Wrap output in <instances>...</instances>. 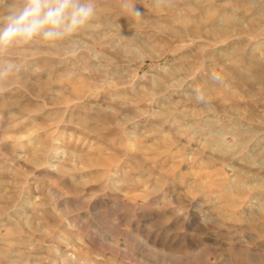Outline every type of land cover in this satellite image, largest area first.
I'll list each match as a JSON object with an SVG mask.
<instances>
[{
  "label": "rangeland",
  "instance_id": "rangeland-1",
  "mask_svg": "<svg viewBox=\"0 0 264 264\" xmlns=\"http://www.w3.org/2000/svg\"><path fill=\"white\" fill-rule=\"evenodd\" d=\"M94 3L0 56V264H264V0Z\"/></svg>",
  "mask_w": 264,
  "mask_h": 264
},
{
  "label": "clouds",
  "instance_id": "clouds-1",
  "mask_svg": "<svg viewBox=\"0 0 264 264\" xmlns=\"http://www.w3.org/2000/svg\"><path fill=\"white\" fill-rule=\"evenodd\" d=\"M162 0H156L160 7ZM129 8V5H124ZM135 16L141 12L134 5ZM0 56L14 50H26L42 44L48 48L67 45L75 50L73 38L95 27L97 10L94 0H0ZM14 60L0 63V85L9 82L20 71ZM210 80L222 84L223 79L213 72ZM209 85L193 88L195 100L207 104ZM59 253V249H57Z\"/></svg>",
  "mask_w": 264,
  "mask_h": 264
}]
</instances>
